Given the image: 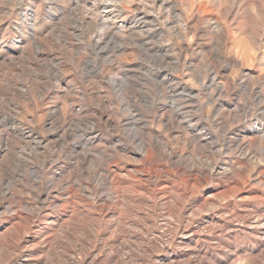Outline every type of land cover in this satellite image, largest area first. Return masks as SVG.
Instances as JSON below:
<instances>
[{"label":"bare ground","instance_id":"6f19581e","mask_svg":"<svg viewBox=\"0 0 264 264\" xmlns=\"http://www.w3.org/2000/svg\"><path fill=\"white\" fill-rule=\"evenodd\" d=\"M230 2L236 7L237 0ZM162 3L168 4L173 12L176 11L175 4L169 0H163ZM200 10L199 8L198 11ZM169 14L168 17H171ZM148 17L156 22L159 18L158 15L146 14L145 19ZM111 21L110 16L104 14L103 25L108 29L93 36L96 48L105 41L110 43L121 39L116 30H111ZM167 23H171L172 30L181 37L191 28L186 20L180 25L169 21ZM52 27L50 33H57L58 39L64 41L65 29ZM215 27L219 28L218 22H215ZM166 52H169L167 48H159L164 59ZM57 66H50V71L56 78L59 77ZM90 68V65L85 64L86 75L95 72L104 83L96 88V94L91 92L95 96L93 105L102 110L106 107L118 109L120 105L130 111L124 116L116 112L123 117L122 124L118 117L108 118L106 121L107 126L117 128L122 125L123 136L108 133L110 131L105 133L106 128L93 117L96 111L85 101L88 98L85 86L81 87V91L68 92L74 95L71 99L72 113L69 116L55 111L56 109L51 110L46 138L37 137L34 128L23 127L22 120L17 119L13 113H4L3 121L12 124L10 134L18 138H36L32 147L41 157V162L39 167L31 168V175L35 180L42 181L47 168L59 167V172H53V177L49 179L47 198L53 203L70 194L63 200L71 210L66 208L64 215L53 218L50 214L41 215L39 211L33 213L21 208L9 217H4L9 221L20 219V222L13 224L11 228L6 225L0 227L3 230L0 235L3 234L6 238L0 240V252L22 251L26 248L25 244L31 243L25 257L27 259L20 264H75L71 261L72 255L76 253L78 264H228L235 256L247 258V264H264V176L255 178L254 185H247L252 171L249 167L252 162L250 154L256 150L264 153V146L259 144V140L252 138L247 142L232 139L229 144L237 148L240 160L222 164L209 157L196 160L184 148L170 145V132L176 127L185 131L182 138L191 145L202 149L212 145L217 151L220 150V138L228 136L230 132L226 119L223 126L218 125L219 132L212 131L206 119L218 121L217 116L214 119L209 113L195 116L193 105L179 103L180 97L197 105V110L201 111L207 104H218L219 109L228 110L229 116L236 123L242 120L249 122L254 117L252 103L247 100L242 104L240 97L232 93V82L227 85L219 81L218 69L212 70L207 77H199L198 90L200 92L208 88V99L200 93H194L193 87L179 75L168 71L160 78L159 89L160 96L168 93L167 98L171 102L167 106L161 104L164 111L158 113L155 111L158 105L156 97L149 95L145 87L135 81L129 82V68L125 70V77H104L102 66ZM243 84L251 90L249 81ZM106 85H111L119 101L109 98L110 92L103 89ZM42 86L49 91L56 87L58 91L60 88L56 83H43ZM126 87L130 89L131 96L126 95ZM214 90L225 97L215 96ZM15 92L20 95L17 90ZM76 94L80 97L78 107L75 104ZM254 94L258 104H264L263 90H257ZM140 105L146 106V111ZM148 111L152 114L151 122L162 123L163 131L150 126ZM249 131L250 135L264 137V122L251 125ZM105 141L107 147L104 146L103 151L97 150ZM2 143L7 150L13 151L17 147L8 138ZM44 147L54 149L51 160L42 155ZM67 148H70L68 152ZM64 155L67 165L60 167ZM254 164L256 172L264 175V160H255ZM17 167L24 172L29 170V165L20 160ZM148 169L155 174L153 178H144ZM181 179L182 186L177 184ZM209 181L212 182L211 189H204L208 195L193 198L196 192L194 188H204L203 185H208ZM215 181L218 183L215 184ZM6 182L4 179L1 181L0 190ZM39 188L42 192L41 186ZM102 188L107 192L100 191ZM5 189L10 193L8 182ZM121 206H124L125 211ZM146 206L151 210H146ZM157 208L164 218L162 229L158 228L155 220ZM37 217L41 222L35 220ZM164 234L167 235L165 240L162 239Z\"/></svg>","mask_w":264,"mask_h":264},{"label":"rangeland","instance_id":"374dc122","mask_svg":"<svg viewBox=\"0 0 264 264\" xmlns=\"http://www.w3.org/2000/svg\"><path fill=\"white\" fill-rule=\"evenodd\" d=\"M162 1L0 0V183L4 179L9 183L10 189V193H8L5 189L6 182L3 189L0 190V227L6 225L11 228L13 224L20 222V219L9 221L4 217H9L21 208L33 213L39 211L41 215L50 214V217L53 218L64 215L66 208L71 210L70 207L65 206L66 203L63 200L70 194L53 203L47 198L49 196V179L53 177V172H59V167L47 168L42 181L35 180L36 178L31 175V168L39 167L41 162V157L33 151L32 147L35 144L33 140L36 138L27 136L18 138L16 135L10 134L12 133L10 132L12 124L3 121L4 113H13L12 115L17 119L22 120L23 127L34 128L37 137L46 138V127L50 121L49 113L56 109L55 111L64 112L66 116H69L72 113L71 99L74 98V95L68 92L71 90L81 91V87L85 86L88 97L85 101L89 102L91 108L96 111L93 117L106 128L105 133L110 131L108 133L123 136L122 125L117 128L113 125L107 126L106 121L108 118L118 117L122 124L123 117L118 116L116 112H120L124 116L130 111L120 105H118V109L106 107L103 110L93 105L95 96H92L91 92L96 94V88L99 84L104 83H102L100 75L95 72L86 75L85 64L90 65V69L93 66H102L104 77H125L127 75L125 70L129 68L131 71L127 75L130 78L129 82L135 81L145 87V91L149 95L156 97L158 105L155 111L158 113L164 111L161 104L167 106L171 102L167 98L168 93L160 96L159 81L163 74L169 71L179 75L184 82L193 87L194 93H200L208 99L210 97L208 88L200 90V92L198 90L199 77L200 75L207 77L212 70L218 69L220 70L219 81L227 85L232 82V93L240 97L239 101L242 104H245L247 100L252 103L254 117L249 122L242 120L236 123L229 116L228 110L219 109L218 104L214 106L207 104L201 111L197 110V105L180 97L179 103H184L186 106L193 105L195 116L203 113H209L213 119L217 116L218 121L206 119L212 131L219 132L220 126L218 125L224 124L226 119L230 126V132L228 136L220 138L221 151H217L216 147L212 145L203 149L191 145L189 141L182 138L185 131L177 127L170 132V145L174 148H184L185 152L191 153L190 156L196 160L209 157L222 164H231L240 160L237 148L229 144L232 139L238 138L247 142L252 138L259 140V144L264 146L263 136L249 134L251 125L264 122V104H258L254 94L257 90L264 92V0H237L236 7L232 6L230 0H169L176 6L174 12L168 4L162 3ZM230 7L232 9H229ZM199 8L200 11H198ZM168 11L172 14H169ZM104 14L110 16L112 19L111 30H116L121 39L110 43L105 41L99 48H96L92 41L93 36L101 30L106 32L108 29L106 25H103ZM146 14L158 15V21H153L150 17L145 19ZM168 14L171 17H168ZM184 20L190 24L191 28L181 37L172 30L171 23L167 22L180 25L184 23ZM215 22H218L219 28L215 27ZM52 26L65 29L64 41L61 42L58 39L57 33H50ZM159 46L165 47L169 51L166 52L165 59L159 53ZM25 48L27 49L25 50ZM54 64L58 65L57 75L59 77L57 78L50 71V66ZM246 81L250 82L251 90L245 88L243 82ZM43 83L53 85L56 83V85H60V88L58 91L57 87L53 91H49L42 86ZM106 86L103 89L110 92L109 98L116 102L119 101L111 85ZM15 90L20 92V95L16 94ZM166 90L168 89L166 88ZM125 93L131 96V91L127 87ZM214 93L220 98L225 97L217 90H214ZM76 95L75 104L78 107L80 97L78 94ZM140 108L146 111V106L140 105ZM148 115L150 126L163 131L162 123L151 122V111H148ZM104 137L106 138V135ZM6 138L17 146L13 151L7 150L8 148L3 146L2 142ZM42 142L44 144V141ZM129 144L134 147L132 142L129 141ZM107 145L106 141L102 142L97 150L103 151ZM211 147L212 149H210ZM69 150L70 148H67V152ZM53 151L54 149L50 147H44L42 155H46L51 160ZM256 151H252L250 154L252 162L249 167L252 168V171L247 185H254L255 178L264 176L254 169L255 160H264V153ZM18 160L27 163L29 170L24 172L18 168ZM66 165L67 161L64 155L60 167ZM123 174L127 177L126 173ZM162 174L167 176L164 172ZM154 176L155 174L149 169L144 174V178H153ZM70 177L73 178L72 175ZM177 182L178 185H183V179ZM143 184L145 185V183ZM207 184L203 185L204 188L196 186L193 198L201 195L207 196L204 189H211L212 182L209 181ZM40 186L42 192H40ZM126 189L131 190V188ZM100 191L107 192L105 188ZM76 207L78 206L76 205ZM121 207L125 211L124 206ZM208 207L210 206L208 205ZM147 209L150 208L146 206ZM35 220L41 222L38 217ZM155 220L158 228L162 229L164 218L158 208ZM166 238L167 235L164 234L162 239ZM1 239L6 240L5 235L1 234ZM25 246L26 248L22 251L0 252V264H20L25 261L31 243H27ZM72 256L71 262L78 264V253ZM247 261V258L235 256L228 264H247Z\"/></svg>","mask_w":264,"mask_h":264}]
</instances>
